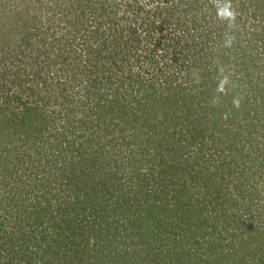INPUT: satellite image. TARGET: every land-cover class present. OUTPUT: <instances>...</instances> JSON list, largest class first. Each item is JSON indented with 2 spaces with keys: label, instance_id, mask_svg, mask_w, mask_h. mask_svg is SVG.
I'll list each match as a JSON object with an SVG mask.
<instances>
[{
  "label": "trees",
  "instance_id": "1",
  "mask_svg": "<svg viewBox=\"0 0 264 264\" xmlns=\"http://www.w3.org/2000/svg\"><path fill=\"white\" fill-rule=\"evenodd\" d=\"M83 2H86V7L91 11L92 16L95 10H101V13L93 18L95 20L93 27L80 28L73 25L75 21H79L78 14L73 15L72 20L68 22L75 36L72 38L73 46L66 49L64 53L56 48L59 41L55 39L53 43V39L48 36L50 27L44 16L26 17L24 23L14 27L15 32L6 23L0 25V66L7 67L13 81L19 85V90L23 94L27 93V98L24 96L23 100L21 98L16 100L15 97L7 95L8 98L5 99L9 104L6 106V102L4 106H0V114L7 112L6 115H8L9 111L12 113L15 105L29 107V92H32L31 95L34 96L33 103L38 102L40 93L38 83L44 90V105L47 99L55 98L52 103V105L55 104V108L52 111L59 113L61 106L73 103L67 97L59 102L57 96L67 88H73L71 80L67 81L61 76L75 77V73L72 74L71 71L74 62L77 64L81 61L79 60L81 57H85L84 62L90 63L93 76L94 69L103 68V64L105 65L103 59L106 56L111 59L121 50L122 63L120 65L115 61L111 62L107 68V78L110 75V67H116L119 69L118 73L120 72L122 76L124 74L119 83L122 90L114 93L120 98L122 96L126 98L121 99L122 104L118 105L120 102L118 99H111L106 94L103 96L101 93L92 92V96L98 97L96 104L92 105L96 109L91 114L92 121L89 123L83 121V117H78L71 122L73 126L66 121L65 128L59 132L60 138L73 137V143L70 145L71 151L74 152L76 148L75 154L79 152L83 158L90 159L93 146L104 142L105 137H108L107 146H109V141L113 140H109V137L114 135L115 122L119 124V132H122L126 125L131 126L132 123L135 127L138 125L142 128V132L157 127L156 135L163 134V137L170 138L169 142L176 144L175 150L171 151L172 154L168 153L165 158H159L158 162L154 159L155 165L149 168L152 173L158 172L156 176L158 183L172 178L179 173V167H187L188 163H191L193 166L207 169L209 179H205V186L203 185L207 192L218 191L219 186L216 184L218 179L237 180L239 181L237 184H241L242 187L231 190L227 194L232 195L231 197H223L218 202L208 197L206 202H202L203 206L198 204L194 210L187 209L191 199L175 202V195L171 196L172 202L174 204L179 202L180 207V210L176 206L172 209L174 213L178 212L175 214L176 217L186 226H178L184 237L179 240L180 245L176 252H172L173 255L167 260L162 250L166 245L161 247L162 240H159L158 245L156 244L151 231L148 228L145 229L147 227L146 217L142 218L139 215L146 207L143 196L139 200H131L127 194H131L133 185L124 184L120 178L116 179V175L114 184H110L112 186H108L107 181L105 183L101 181L103 184L100 185L101 178L95 181L94 173L78 154L77 160L73 159L61 165V172L57 171L54 179L51 173L45 174L41 184L36 185V197L32 199L29 195H27L29 197L20 196L19 193L22 191L12 194L10 189L15 190L23 183L22 181L9 188L5 187L8 180L2 183L0 203L9 201L7 205L11 207V214L16 221L13 225L16 230L9 234L14 235L18 232L19 236L11 245L7 238H4L7 235L0 236V239L3 238V242L10 246L9 252L1 248L0 264H125L124 260L129 264L137 262L173 264L172 259H176V264H229V251L223 254L222 261L221 257L217 259L219 249L223 248V242L219 244L218 242L226 234L234 237V251L238 256V264H249L251 259L264 261V251L258 258H256V253L252 254L249 251L254 246V242H259L262 245L261 250H264V235L261 233L256 238L255 234L258 232L254 230L252 236L242 238L245 233L249 234L250 228L248 232L238 233L237 231L241 229L237 227L235 233L231 232L229 226L233 223L228 225V220L226 225L227 218L222 219L225 216L216 207V205H225L228 200L230 203L231 201L236 202V197L237 200L239 199L240 189L245 188L247 181L243 175L245 166L238 163L247 153L243 143L246 137L245 132L249 140H252L255 134L264 139V128L255 117L249 118L248 115L242 120L236 117L238 121L234 122V127H229L232 122L229 125L225 122L221 123V118H217L216 100L227 97V95L220 96L224 83L219 84L221 72L218 68L211 69L208 60L202 66V70H197L196 65L193 70L191 65L187 67L189 51L186 48L189 45H192L193 50L197 44L209 42L211 40L209 35L212 32H218L223 39L228 32L231 37L226 46L234 51L239 39L248 35L249 27L243 22L236 21L229 7L220 9L219 15L210 20L206 19V11L197 4L198 0H189L188 4L185 0H177L175 3L158 6L155 13H158L162 19L161 26L163 22L161 27L162 34H164L163 44L169 46L171 53L174 54L171 61L167 50L164 49L161 52L153 48V20L150 22L145 19V16L141 19L136 17L139 7H134L132 2L119 5L118 3L107 4L102 0H79L82 5ZM237 3L244 8L243 2L238 1ZM142 50L150 53L144 57L140 54ZM199 51L203 50L199 49ZM156 52H159V55ZM153 55H156L158 60L153 59ZM193 55L198 54L191 52V56ZM131 57H136L135 63L133 60L131 62ZM239 59L245 62V58L240 55ZM97 60L101 61L99 66L94 64ZM226 60L222 58V62L218 63L219 66L225 67ZM67 61L70 63L69 66ZM141 63L146 65L141 67ZM16 65L23 66V69L30 74L29 77L33 78L32 81L36 80L37 83L27 86L26 78H21L12 71ZM104 76L105 72L100 71V80L94 77L93 83L100 86ZM51 82L54 84L52 88H49ZM193 89H201V91H197L191 97L189 93ZM10 102L15 104L10 105ZM132 106H135L136 113L129 114L131 117L129 119L128 113ZM126 107L129 110H126ZM113 114L116 119L118 117L115 122L110 121V118L115 119ZM84 115L86 116V113ZM263 115L261 114V117ZM186 118L198 119L200 124L185 121ZM3 122V119H0V125ZM170 122H174L178 129L169 128L167 124ZM32 125L29 121V124H25L26 129H32ZM134 131L135 129L128 131L127 136L123 135L117 139L128 145L129 138L134 135ZM136 131H139L138 128ZM231 131L239 138L234 136L229 139ZM222 133L224 134L220 136L219 134ZM27 138L19 136L16 140L23 145L27 144ZM238 139L244 145L240 146ZM4 149L7 154L0 155V171L4 168L3 173H15L14 161L7 165L3 164L12 158L8 155L13 153V149L9 148V150L7 147ZM4 165L6 167H3ZM155 166L157 172L154 170ZM50 171L53 173L54 169ZM98 172L99 170L96 171ZM182 178L183 176H180L176 179ZM196 183L195 188L199 185ZM235 183L236 181L231 184ZM139 184L138 187L143 185ZM144 186L146 185L140 187L139 191H143ZM61 191L66 192L65 199L61 198ZM243 192L249 194V184H246ZM189 195L192 198L190 193ZM182 208L184 211L181 210ZM171 213L172 211L169 215ZM263 216L264 209H260L258 219H262ZM191 225L197 227L192 228ZM111 237L115 239L112 241ZM150 239L153 242V245L150 244L152 248L148 242ZM198 254L202 255L201 259L198 258ZM129 257L134 258L135 262H130Z\"/></svg>",
  "mask_w": 264,
  "mask_h": 264
},
{
  "label": "rangeland",
  "instance_id": "2",
  "mask_svg": "<svg viewBox=\"0 0 264 264\" xmlns=\"http://www.w3.org/2000/svg\"><path fill=\"white\" fill-rule=\"evenodd\" d=\"M102 1L107 4L118 3L119 5H123L124 2H132L134 7H139L136 17L141 19V17L145 16L146 20H153V48L161 52L164 49L167 50L169 53L168 58L172 61L174 54L171 53L172 50H170L169 46L163 44L164 34H162L161 30L163 22L161 26L162 19L158 16V13H155V11L158 6L161 7L164 4L168 5L175 3L177 0ZM238 1L245 4L244 8L240 7L237 3ZM185 2L188 4L189 0H185ZM197 4L202 6V8L206 11V19L210 20H213L217 17V15H219L220 9L229 7L232 17L236 21L243 22L246 26H248L249 33L247 36H243V38L239 39L235 46L236 50L231 51L226 46L229 42V38L231 37L229 33L226 32L225 36L227 37L224 36L223 39L218 32H212L211 35H209L211 36V40H209V42L202 43V46L197 44V46H194L195 48L193 50L191 49L192 45H189L186 48V50L189 51L187 57V67H190L191 65L193 70L196 65L197 70H202V66L208 60L211 69L218 68V71L221 72L219 84L221 82L224 83L220 96L227 95V97L216 100L218 109L217 118H221V123L225 122V124L229 125L232 122L229 127H234V122L238 121L236 117H240V120H242L248 115L249 118L255 117L264 128V0H198ZM93 12L94 15L92 16L91 11H89L86 7V2H83L82 5L79 3V0H0V25L2 23H6L8 27L13 28V31L15 32L14 27L24 23L26 17L29 18L32 15L44 16V18L48 21L47 25L50 27L48 36L53 39V43L55 39L59 41L56 48L60 49L64 53L66 49L73 46L72 38L75 37L72 34L74 32H72V28L68 22H70L73 15L77 13L79 21H75L73 25H76V27L79 28L87 26L93 27L95 25V20L93 18L99 15L101 10H95ZM9 36H11V34H9ZM199 49H202L203 51L200 52ZM191 52L198 55L191 56ZM233 52L237 53L234 54ZM118 53L119 54L117 56L114 55L111 59H108L106 56L103 59L105 61V65L103 64V68L94 69L93 76L91 74L90 63L87 61L84 62L85 57H81L79 59L81 61L77 64L74 62V65L71 67V71L72 74L75 73V77H69L66 75L61 76L67 81L71 80V86L74 89L67 88L62 94L57 96L59 102L63 98L67 97L68 99H71L73 103H66L69 107L66 105L64 107L61 106L59 113H56L55 110L52 111L53 108H55V104L52 105L55 98L47 99L46 104L44 105V90L39 83L37 85L38 91L40 92L38 94V102L33 103L34 96L31 95L32 92H29V107L25 105H15L12 113L9 111L8 115H6L7 112H1L0 119H3L4 122L0 125V155L7 154L4 147H7V149L12 148L13 153L8 155L12 158L3 164L7 165L14 161L16 169L15 173H3L5 170L4 168L1 169L0 187L2 186V183L7 182V180V186H5L7 188L11 185L16 186L19 181H22L23 183L15 190L10 189L12 190V194H17L19 191H22L19 193L20 196L29 195L32 199L36 197V185L41 184L43 177L51 173V177L54 179L57 171L61 172L60 167L62 164L70 162L73 159H78L79 152L78 154H75L76 148L74 149V152L71 151L72 147L70 145L73 143V137L71 136V138L68 139L60 138L58 136L59 132L65 128L64 124L67 123L66 121H69L71 126H73V123L71 122L78 117H83L82 120L86 122L88 121L89 123L92 121L91 114L96 111L95 107L92 105H95L96 100L98 99L96 95L92 96V92L96 94L101 93L103 96L106 94L109 98H116L119 101L126 98V96L122 95L120 98L115 94L116 92H120L122 90L119 83L124 77V74L122 76L120 72H117L119 69L116 67H110V75L107 78V68L111 62L115 61L117 64L120 63V65L122 63L123 57L121 50H119ZM148 53L150 52L146 50H142L140 52V54L144 57ZM156 53L159 55V52ZM176 55L178 56V54ZM239 55L245 58V62L240 61ZM131 58V62L133 60L135 63L136 57ZM222 58L227 59L225 61V67H223V65L219 66L218 64L222 62ZM153 59L158 60L156 55H153ZM101 61L97 60L94 64L99 66ZM67 62V65L69 66L70 63L69 61ZM141 64V67L146 65L144 63ZM189 70H191V68H189ZM12 71L21 78H26L27 86H32L37 83L36 80L32 81L33 78L29 77L30 74L23 69V66L16 65ZM100 71H104L105 76L101 81V85L97 86L96 83H93L92 79L95 77L100 80ZM133 75L134 73L132 76ZM13 80L14 79L9 74L8 68H3V65L0 66V106H4L7 102L5 99L8 98L7 95L15 97L16 100L20 98L23 100L24 96L27 98V93L25 92L23 94V92L19 90V85ZM53 84L54 83L51 82L49 88H52ZM202 89L204 90L203 87ZM197 91H201V89H193L190 91L189 95H192L191 97H193ZM124 102H126V100H124ZM8 104L9 103L7 102L6 106ZM14 104L15 103L10 102V105ZM120 104H122L121 101L118 105ZM134 107L132 106L131 110L126 107V110L130 111L128 113L129 119L131 118L129 117V114L136 113ZM110 110L112 109L110 108ZM84 113H86V116ZM115 114L113 115L115 116ZM261 114L263 115L262 117ZM234 118L235 120H233ZM117 120L118 117L116 119V116L115 119L110 118L111 122H115ZM29 121L33 125L32 129L27 130L25 124H29ZM185 121H194L200 124L199 120L195 118H186ZM255 122L256 121H254V123ZM118 125V122H115L114 135H110L109 137V140H113L109 141V146H107L108 137H105L104 142H100L98 145L93 146L92 152H90V159L83 158L82 155H79L94 173L93 178H96L95 181L97 182L101 178L99 182L100 185L107 181L109 182L107 185L112 186L110 184H114L113 181L120 178L121 182L124 184L130 183V185H133L131 188V194L126 193L129 197H131V200L136 201L143 196L146 207L143 208L142 213H139V215H141L142 218L146 217L147 227H145V229L148 228L151 231L156 244L158 245L159 240H162L163 244H160L161 247L166 245V247H163L162 250L168 260L171 258V255H173L172 252H176L178 246L180 245L179 240L184 237L180 233L178 226H186L176 217L177 215L175 214L178 212L174 213L172 208L176 206L177 209L180 210V207L178 206L179 202L174 204L171 200V196L175 195V202L177 200L184 201L186 199H191L188 203L190 206L187 207V209L194 210L198 204L203 206L202 202H206L208 197L214 202H218L223 199V197H231L232 195H227L228 192L230 193L231 190L239 189L242 186L241 184H237L239 183L237 180L225 179L222 181L218 179L216 180V184L219 186L218 191L214 190L212 192H207V190L203 187V185L205 186V179H209L207 176V169L199 166H193L191 163H188L187 167H179V173L172 178L164 179L161 183H158L156 180L158 173L156 171V166L154 167V170L157 173H152V171H149V168L151 165H155L154 159L158 162L159 158L163 159L168 153L172 154L171 151L175 150L176 144L169 142L168 140L170 138L168 139L163 137V134L156 135L158 133L157 127L150 130H144L142 132V128L138 125L135 127L134 123H132L131 126L126 125V128L123 129L122 132H119ZM167 125L169 128H172V130L178 129L175 127L174 122H170ZM136 128H138L139 133L136 131ZM160 128L161 127H159V129ZM133 129H135L133 132L134 135L129 138L128 145H126L122 140L117 139L123 135L127 136L128 131H132ZM223 134L224 133L219 135L222 136ZM245 135L246 137L243 139V143L245 145L239 139L238 140L240 146H246L245 152L247 153H245V156L242 157L240 159L241 161L238 163H242L245 166L243 175L247 179L245 182V188L246 184H249V194L243 192L245 189L243 187L240 189L241 194H239L238 200L236 197V202L231 201L230 203V200H228L225 205L222 204L220 205L221 207L216 205V207L225 216L222 217V219L227 218L225 221L226 225L228 220V225L233 223V225L229 226L231 232L235 233L237 227L241 229L237 231L238 233L241 231L242 233L248 232V229L250 228L249 234L245 233L244 236L241 237L249 238L255 230L258 232L255 234L257 238L261 235V233L264 235V216L262 219H258L259 210L264 209V139L255 134L254 138L249 140L250 138L248 139L247 132H245ZM19 136L28 137L27 144L22 145V143L17 142L16 139ZM234 136L235 135H233V132L231 131V135L228 136V138L231 139L234 138ZM66 149H68V151H66ZM56 158L57 160H55ZM5 165L3 167H6ZM52 169H54L53 173L50 171ZM97 170H99L98 173H96ZM260 171L262 172L260 173ZM180 176H183V178L177 180L176 178ZM56 179H59V177H56ZM234 181H236V183L231 184L234 183ZM165 182L167 183L163 184ZM195 182H197L196 184H199L196 188L194 187ZM138 183L146 185L144 186L143 191H139L140 187L142 188L143 185L138 187ZM236 186H238V188ZM137 187L139 188L138 190L136 189ZM29 191L31 192L29 193ZM252 191L256 192L254 193ZM61 196V198L65 199L66 192L62 193L61 191ZM259 196L262 198L259 199ZM27 197H25L26 200ZM8 203L9 201L0 203V236L7 235L4 238H7L9 245H11L14 240L18 238L19 233L17 232L14 235L9 234V232L16 230V228L13 227V225L16 224V221L13 219V214H11L10 210L11 207H8ZM181 210L184 211V208ZM170 211H172V213L169 215ZM246 216H248L249 219ZM193 227L197 226L193 225L192 228ZM222 236L223 235H221V237ZM2 239H0V249L4 248L7 250L6 252H9L10 246H8L6 242H3ZM114 239L115 237H111L112 241ZM148 242L149 246L150 244L153 245L152 239ZM234 242L233 235L229 237L227 234L218 242V244H223V248H220L217 253L218 260L219 257H221L222 261L223 254L225 255L226 252L229 251L230 262L238 264V256L234 251ZM261 246L262 245L259 242H254V246H252L249 251L252 254L256 253V258H258L260 253L264 251L261 250ZM144 247H147V245H144ZM150 248H152V246H150ZM198 255L200 256H198V258L201 259L202 255ZM131 258L132 257H129L130 262H135V259ZM196 260L198 259L196 258ZM250 261L249 264L264 263L263 260L254 261L251 259ZM124 263L129 264L126 260H124ZM171 263L176 264V259H172ZM135 264L141 263L137 262Z\"/></svg>",
  "mask_w": 264,
  "mask_h": 264
}]
</instances>
